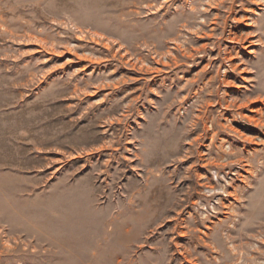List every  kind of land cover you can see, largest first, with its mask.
Wrapping results in <instances>:
<instances>
[{"label": "rangeland", "instance_id": "374dc122", "mask_svg": "<svg viewBox=\"0 0 264 264\" xmlns=\"http://www.w3.org/2000/svg\"><path fill=\"white\" fill-rule=\"evenodd\" d=\"M0 264H264V0H0Z\"/></svg>", "mask_w": 264, "mask_h": 264}]
</instances>
